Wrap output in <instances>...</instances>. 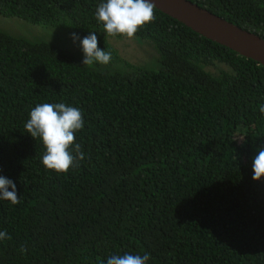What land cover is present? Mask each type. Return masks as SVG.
<instances>
[{
	"label": "trees",
	"instance_id": "1",
	"mask_svg": "<svg viewBox=\"0 0 264 264\" xmlns=\"http://www.w3.org/2000/svg\"><path fill=\"white\" fill-rule=\"evenodd\" d=\"M264 38V0H190ZM106 0H0V15L96 33L107 65H82L49 41L0 29V264H106L147 252V264H264V66L155 8L132 40L154 65L125 60L95 11ZM108 39H111L109 42ZM79 44V41H77ZM83 113L84 159L46 172L24 129L41 103ZM11 191V189H9ZM21 246L26 251L21 253Z\"/></svg>",
	"mask_w": 264,
	"mask_h": 264
},
{
	"label": "clouds",
	"instance_id": "2",
	"mask_svg": "<svg viewBox=\"0 0 264 264\" xmlns=\"http://www.w3.org/2000/svg\"><path fill=\"white\" fill-rule=\"evenodd\" d=\"M155 3L153 0H106L99 4L95 11L98 24L102 23L103 32L107 37L131 39L134 35L155 20ZM69 40L79 47L83 53L82 65H107L112 58L110 51L98 47V37L92 32L81 39L77 33L69 34ZM264 114V105L259 107ZM82 111L65 103H41L35 106L24 125L25 131L34 140L39 139L45 152L41 164L46 172L56 175L65 174L70 168L77 167L84 159L81 145L74 142L75 133L84 127ZM252 181L264 178V148L253 158ZM11 189V191H9ZM0 200L9 201L12 205L20 203L16 185L8 178L0 176ZM7 231H0V240L10 239ZM26 247L19 251L24 253ZM150 255L128 254L113 255L107 258L106 264H147Z\"/></svg>",
	"mask_w": 264,
	"mask_h": 264
},
{
	"label": "water",
	"instance_id": "3",
	"mask_svg": "<svg viewBox=\"0 0 264 264\" xmlns=\"http://www.w3.org/2000/svg\"><path fill=\"white\" fill-rule=\"evenodd\" d=\"M155 8L201 36L264 66V38L196 5L190 0H153Z\"/></svg>",
	"mask_w": 264,
	"mask_h": 264
},
{
	"label": "rangeland",
	"instance_id": "4",
	"mask_svg": "<svg viewBox=\"0 0 264 264\" xmlns=\"http://www.w3.org/2000/svg\"><path fill=\"white\" fill-rule=\"evenodd\" d=\"M0 29L14 36H23L31 40L41 39L49 41L73 53L78 59L83 60V53L76 42L74 45L68 39V34L60 28L31 24L16 17L0 15ZM111 42V39H108ZM113 42V43H112ZM112 45L117 48L121 57L131 63L143 64L148 67L154 65V51L144 45H139L132 39L121 38L112 40Z\"/></svg>",
	"mask_w": 264,
	"mask_h": 264
}]
</instances>
